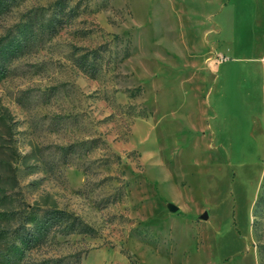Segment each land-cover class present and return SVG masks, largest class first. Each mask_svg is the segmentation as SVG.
Listing matches in <instances>:
<instances>
[{"label": "rangeland", "instance_id": "rangeland-1", "mask_svg": "<svg viewBox=\"0 0 264 264\" xmlns=\"http://www.w3.org/2000/svg\"><path fill=\"white\" fill-rule=\"evenodd\" d=\"M54 2L0 14V36L36 41L0 73L7 193L94 232L24 261L264 264V0H65L51 34Z\"/></svg>", "mask_w": 264, "mask_h": 264}, {"label": "trees", "instance_id": "trees-1", "mask_svg": "<svg viewBox=\"0 0 264 264\" xmlns=\"http://www.w3.org/2000/svg\"><path fill=\"white\" fill-rule=\"evenodd\" d=\"M15 0H0V14L10 9ZM65 0H55V12L46 26L51 34L57 33L65 19ZM30 24H24L23 39L12 35L10 31L0 36V73H6V61L18 58L29 51L36 43L32 38ZM59 26V27H58ZM96 49L84 52L76 58V64L83 70L96 72V56L90 55ZM8 121V113H7ZM5 119L0 114V123ZM1 137V134H0ZM1 140V139H0ZM20 153L11 145L0 142V262L1 264H60V259H44L39 262L24 261L26 251L43 244L51 233H93L87 223L69 211L53 203H14L12 192L7 193L6 184L13 188L16 181V163ZM10 190V189H9Z\"/></svg>", "mask_w": 264, "mask_h": 264}, {"label": "water", "instance_id": "water-1", "mask_svg": "<svg viewBox=\"0 0 264 264\" xmlns=\"http://www.w3.org/2000/svg\"><path fill=\"white\" fill-rule=\"evenodd\" d=\"M170 207H171V209H173V210H176V209H177V206H175V205H171V204H170Z\"/></svg>", "mask_w": 264, "mask_h": 264}]
</instances>
